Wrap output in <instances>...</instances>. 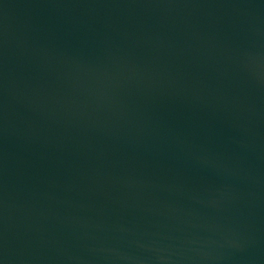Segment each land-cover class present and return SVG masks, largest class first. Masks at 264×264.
Masks as SVG:
<instances>
[{
	"label": "water",
	"instance_id": "obj_1",
	"mask_svg": "<svg viewBox=\"0 0 264 264\" xmlns=\"http://www.w3.org/2000/svg\"><path fill=\"white\" fill-rule=\"evenodd\" d=\"M0 264H264V0H0Z\"/></svg>",
	"mask_w": 264,
	"mask_h": 264
}]
</instances>
